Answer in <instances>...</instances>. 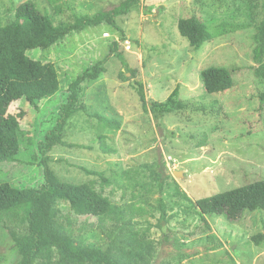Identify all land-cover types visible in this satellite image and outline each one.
<instances>
[{"label": "rangeland", "instance_id": "obj_1", "mask_svg": "<svg viewBox=\"0 0 264 264\" xmlns=\"http://www.w3.org/2000/svg\"><path fill=\"white\" fill-rule=\"evenodd\" d=\"M125 1L0 0V25L7 24L17 6L26 2L61 22L71 20L74 10L84 14L106 12ZM249 2L140 0L129 14L117 17L119 28L104 22L73 32L49 49L29 50L34 60L56 66L61 85L53 96L40 101L39 109L26 99L11 104L9 113L24 112L20 119L22 150L17 161L0 162V182L18 188L40 187L46 178L39 162L48 157L50 169L62 181L94 183L113 202L130 209L143 208L135 216L141 232L157 244L153 264H264V242L257 245L252 240L253 235L264 232V210L246 211L236 221L226 215H208L213 227L208 233L223 242L222 247L210 249L206 235L196 227L198 222L188 218L184 223L187 214L182 207L188 202L175 194L179 188L198 200L264 179V102L259 98L264 85L254 70L255 29ZM193 15L207 21L213 32V39L198 50L178 27L181 18ZM112 41H120L129 67L113 55L99 80L84 82L81 90L87 110L69 118L65 144L42 153L39 143L55 127L62 105L68 102L70 84L110 53ZM213 65L235 68L234 87L216 93L205 89L201 72ZM121 71H126L127 79L121 77ZM138 81L144 84L148 100L164 101L179 88L190 109L155 117L142 106ZM94 111L119 117L122 128L107 127L94 117ZM101 134L108 136L116 153L103 152L98 138ZM145 163H160L161 170L170 175L163 195L140 190L141 185H104L102 176L87 172L113 179L124 171L141 169ZM124 183L128 184L127 177ZM161 197L168 215H175L163 228L158 226ZM61 209L59 222L101 240L98 217L79 215L66 203ZM9 228L26 234L24 214L0 216V264H15ZM180 254L188 257L180 260Z\"/></svg>", "mask_w": 264, "mask_h": 264}, {"label": "trees", "instance_id": "obj_2", "mask_svg": "<svg viewBox=\"0 0 264 264\" xmlns=\"http://www.w3.org/2000/svg\"><path fill=\"white\" fill-rule=\"evenodd\" d=\"M140 0H126L119 7L94 14L80 13L76 10L68 21H55L48 12H41L33 3H22L17 6L14 17L5 25H0V162L18 160L21 153L20 119L24 112L9 113L11 104L26 99L31 106L39 109L40 101L53 96L60 89V76L56 66L34 60L29 50L49 49L63 41L73 32H82L90 27L108 23L119 28L117 17L129 14ZM250 14L253 34V59L255 75L264 85V0H250ZM181 34L187 37L193 49H200L213 39L209 23L198 16L181 18L178 22ZM120 41H112L110 53L93 66L85 69L70 84L68 102L63 104L55 127L39 143L42 153H48L58 144H65L64 132L69 118L80 110H87L83 101L81 85L100 79L107 71L106 63L115 55L128 68ZM235 68L227 66H209L202 70L201 77L209 93L223 92L234 87ZM121 77L127 79L126 71ZM134 76H137L134 73ZM138 91L145 111L157 118L166 114L190 109V104L183 100L180 89L176 88L164 101L148 100L145 86L138 81ZM264 102V89L259 94ZM94 117L113 130L122 128V120L117 116L108 117L94 111ZM103 152L113 154L117 149L111 146L106 134L98 136ZM202 146V145H200ZM49 158L43 157L39 162L45 168L46 182L40 187L18 188L10 182H0V216L23 213L28 222V232L20 235L9 228L14 251L15 264H153L158 254V247L146 232L138 228L137 210L142 207L127 208L113 202L99 191L94 183L76 184L62 181L48 165ZM102 176L104 185L119 183L120 186L137 188L147 192L165 193V184L169 174L161 170L160 163H145L141 169L124 171L106 178L102 173L91 172ZM127 177L128 184H121ZM148 178V180H146ZM175 194L188 202L182 207L188 218L198 222L201 235L217 249L223 246L222 240L213 231L208 215H226L231 220L243 218L246 211L264 210V179L219 192L212 196L193 200L189 194L176 189ZM137 196V195H135ZM69 204L79 215L95 216L99 219L100 239H91L58 221L61 205ZM161 221L158 226L170 222L175 215H168L167 205L161 197L159 200ZM93 225V223H91ZM5 225V224H4ZM79 231V232H78ZM194 234V233H192ZM252 240L260 245L264 242V232L253 235ZM187 254H180L179 259Z\"/></svg>", "mask_w": 264, "mask_h": 264}, {"label": "built area", "instance_id": "obj_3", "mask_svg": "<svg viewBox=\"0 0 264 264\" xmlns=\"http://www.w3.org/2000/svg\"><path fill=\"white\" fill-rule=\"evenodd\" d=\"M108 34V33H107Z\"/></svg>", "mask_w": 264, "mask_h": 264}]
</instances>
